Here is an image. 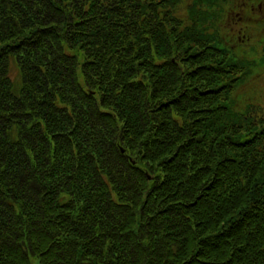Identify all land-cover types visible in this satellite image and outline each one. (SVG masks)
<instances>
[{"label": "trees", "instance_id": "16d2710c", "mask_svg": "<svg viewBox=\"0 0 264 264\" xmlns=\"http://www.w3.org/2000/svg\"><path fill=\"white\" fill-rule=\"evenodd\" d=\"M235 4L0 0V264H264V15L238 44Z\"/></svg>", "mask_w": 264, "mask_h": 264}, {"label": "rangeland", "instance_id": "374dc122", "mask_svg": "<svg viewBox=\"0 0 264 264\" xmlns=\"http://www.w3.org/2000/svg\"><path fill=\"white\" fill-rule=\"evenodd\" d=\"M259 1L260 0H258L256 4L252 5L251 3H249L248 5L250 6V9L248 12H253V14L255 13L256 15H264V2L260 4ZM235 2L236 4L234 5V7H231V10L228 12L226 18L221 24L223 26L233 27L234 30L232 32V35L233 33L234 35L237 34L234 42L238 41V44L246 41V44L250 45L257 42V40H261L259 31H256L255 29L256 25L254 24V22L250 25V27H248V23H246L247 21H250V16H246V12L242 7L243 4L245 6L247 5L246 0H235ZM255 21L260 20L257 19ZM262 30H264V28H262ZM13 76L14 78H18L17 69L14 70ZM252 77L254 81V87L252 88L253 94L251 96L254 97L257 104H260L262 107H264V68L262 70L257 69ZM35 264L37 263L35 262Z\"/></svg>", "mask_w": 264, "mask_h": 264}]
</instances>
